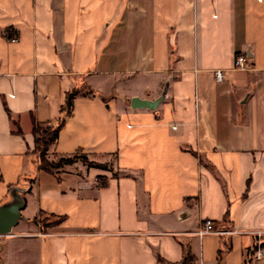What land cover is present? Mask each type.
<instances>
[{
  "label": "crops",
  "instance_id": "obj_1",
  "mask_svg": "<svg viewBox=\"0 0 264 264\" xmlns=\"http://www.w3.org/2000/svg\"><path fill=\"white\" fill-rule=\"evenodd\" d=\"M61 117L46 157L105 166L39 168ZM13 185L0 264H264V0H0V203Z\"/></svg>",
  "mask_w": 264,
  "mask_h": 264
},
{
  "label": "trees",
  "instance_id": "obj_2",
  "mask_svg": "<svg viewBox=\"0 0 264 264\" xmlns=\"http://www.w3.org/2000/svg\"><path fill=\"white\" fill-rule=\"evenodd\" d=\"M77 92H78V90L75 89V90H71V91L66 93L65 102H64L63 107H62L65 115H68L71 112L72 98ZM63 121H64V118L61 117V119L59 120V122L56 125H47V123L41 124V125L40 124H34V127H33L34 149H35V151L38 152L39 168L42 170L51 171L53 168L58 167V166L65 164V163H71L77 158L81 159L83 162H85L88 165H95V166H99V167L105 166L104 164H100V163H96V162L88 160L87 157L80 152V150L76 151L72 155L60 156V157H58L57 160H53V161L52 160L49 161L46 158V150L48 148V144L51 141H53V139H55V137L57 136L58 129L62 125ZM58 220H60V217L58 218ZM41 223H42L41 225H43V226L47 225L46 223H43V221H41ZM196 261L197 260L194 257V255H192L187 250L185 252V255L183 257L181 264H197Z\"/></svg>",
  "mask_w": 264,
  "mask_h": 264
},
{
  "label": "water",
  "instance_id": "obj_3",
  "mask_svg": "<svg viewBox=\"0 0 264 264\" xmlns=\"http://www.w3.org/2000/svg\"><path fill=\"white\" fill-rule=\"evenodd\" d=\"M167 89V82L165 83L163 90L154 99H145L138 96H132L130 98V105L133 108H156L157 104L165 97ZM47 125H52L49 122ZM25 188L13 185L9 191V198L0 203V235L9 234L12 226H14L18 219L21 218L20 210L24 205V198L22 192Z\"/></svg>",
  "mask_w": 264,
  "mask_h": 264
},
{
  "label": "built area",
  "instance_id": "obj_4",
  "mask_svg": "<svg viewBox=\"0 0 264 264\" xmlns=\"http://www.w3.org/2000/svg\"><path fill=\"white\" fill-rule=\"evenodd\" d=\"M15 40V38H12ZM248 57L244 53H236L233 57V67L239 69H246L249 67ZM215 79L222 80L224 78V72L222 69H215ZM227 232V230L216 228L214 221L211 218H205L203 221V225L201 228L197 230V234L203 235L206 233H223ZM259 235L260 232H257ZM249 256L255 261H261L264 256L263 243L257 238L255 241Z\"/></svg>",
  "mask_w": 264,
  "mask_h": 264
},
{
  "label": "rangeland",
  "instance_id": "obj_5",
  "mask_svg": "<svg viewBox=\"0 0 264 264\" xmlns=\"http://www.w3.org/2000/svg\"><path fill=\"white\" fill-rule=\"evenodd\" d=\"M47 158V157H46ZM48 159V158H47ZM58 159V157L56 156V157H54V159H48L49 161H53V160H57ZM50 217H47V219H49ZM50 220H52V221H55V218H52V219H50ZM44 221V220H43Z\"/></svg>",
  "mask_w": 264,
  "mask_h": 264
}]
</instances>
